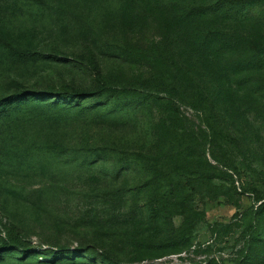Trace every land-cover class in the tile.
<instances>
[{
    "label": "rangeland",
    "instance_id": "rangeland-1",
    "mask_svg": "<svg viewBox=\"0 0 264 264\" xmlns=\"http://www.w3.org/2000/svg\"><path fill=\"white\" fill-rule=\"evenodd\" d=\"M246 2L0 0V97L25 98L0 111V244L10 221L31 250L0 264H264V18ZM32 48L49 57L16 55ZM179 71L196 100L157 83ZM151 166L189 185L170 239L132 203Z\"/></svg>",
    "mask_w": 264,
    "mask_h": 264
},
{
    "label": "trees",
    "instance_id": "trees-1",
    "mask_svg": "<svg viewBox=\"0 0 264 264\" xmlns=\"http://www.w3.org/2000/svg\"><path fill=\"white\" fill-rule=\"evenodd\" d=\"M33 3H41L42 0H31ZM246 6L244 8L246 9L247 15H252L256 18V20L262 21L264 18V0H247L245 3ZM200 9V10H199ZM209 9V10H208ZM217 9V8H215ZM208 11H211V9L205 6H201L199 8H196V10L193 12L194 16L202 17L203 15H206ZM214 11V10H213ZM264 23V21H263ZM219 47L223 49L218 50V55H229L232 54L234 47H232V44H220ZM16 55L20 58H29V59H35V58H48L49 55L45 54L37 49H17ZM231 75V74H228ZM157 83L160 85H163L165 89L168 91L175 93L172 95L174 99L179 101L180 99L184 100H196L197 99V93L195 88L190 85V80L185 74L179 72H176V74H173L171 76H167V78L158 77ZM193 79L191 78V83H193ZM145 83L149 86H156L159 85L156 82L152 80H145ZM106 85L104 83H99L95 85L94 87L87 88V89H74L70 88L69 94L63 93L62 96L65 98H85L92 96L94 94H101L105 89ZM204 88V87H203ZM256 92L263 96V93L260 88L256 89ZM204 94V92H202ZM25 101V98L22 94H16V95H10L6 97H0V111L6 110L10 107H16L18 105L23 104ZM168 128L171 130H175V132H178V128H174L171 125H168ZM187 164L182 166L185 170H188L186 174H184L185 177L188 178L190 173H193L194 171L197 172L195 179H197L199 182L201 181V178L204 176V171L202 168L198 166L197 163L190 164V161L186 160ZM152 171L149 173L147 179L145 182H143L140 186L135 187L133 190V205H137V198L139 194H143L145 196V202H144V214L146 215V220L148 221V224L159 226V228H163L164 224L166 225V229L163 232L164 238L170 239L173 235H177V232L180 231L182 228L187 227L188 225L181 224L179 228H175L172 224L168 226L166 224V217H173L175 215H184L187 212V201L190 199V192H189V185L187 184H180L179 182H173L172 180H166V179H174L178 180L175 176L176 174H172L170 170L165 169H158L155 166H151ZM182 168V169H183ZM194 170V171H193ZM195 190L198 189V187L194 188ZM1 221V220H0ZM3 228H4V240L0 244V260H3L6 256V254L16 250L21 249V251L24 253V255L31 252V250L27 249V241L22 237L21 231L18 229V227L10 222L5 221L3 222ZM59 251L47 249L43 250L42 254L51 253L53 258H60L61 256H58ZM260 253V252H259ZM246 260L252 261L253 259H259L261 257V254H258L256 250L249 249V251L246 253ZM115 264V263H111Z\"/></svg>",
    "mask_w": 264,
    "mask_h": 264
}]
</instances>
